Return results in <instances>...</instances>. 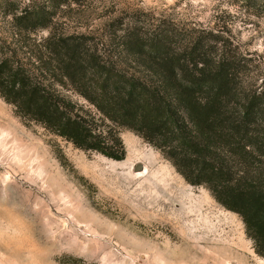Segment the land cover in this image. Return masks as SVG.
Returning <instances> with one entry per match:
<instances>
[{"label": "rangeland", "instance_id": "1", "mask_svg": "<svg viewBox=\"0 0 264 264\" xmlns=\"http://www.w3.org/2000/svg\"><path fill=\"white\" fill-rule=\"evenodd\" d=\"M14 1L45 7L52 33L113 57L128 26L171 31L180 40L223 29L251 59L255 76L264 77V0ZM6 29L0 12V31ZM47 34L21 44L30 48ZM0 106V264H264L240 217L204 186L187 183L131 130L118 127L126 154L117 161L76 148L2 97Z\"/></svg>", "mask_w": 264, "mask_h": 264}, {"label": "trees", "instance_id": "2", "mask_svg": "<svg viewBox=\"0 0 264 264\" xmlns=\"http://www.w3.org/2000/svg\"><path fill=\"white\" fill-rule=\"evenodd\" d=\"M0 12L7 25L0 31V97L20 116L117 161L126 154L118 127L131 130L187 183L204 186L236 213L264 258V77L223 29L180 40L171 31L128 26L113 57L52 33L45 7L5 0ZM42 30L48 34L39 44H21Z\"/></svg>", "mask_w": 264, "mask_h": 264}, {"label": "bare ground", "instance_id": "3", "mask_svg": "<svg viewBox=\"0 0 264 264\" xmlns=\"http://www.w3.org/2000/svg\"><path fill=\"white\" fill-rule=\"evenodd\" d=\"M0 108H1V106H0ZM146 173V168L144 167L143 168V170L142 171H140L139 173L141 174V175H143V173ZM162 178H164V180H166V181H170L171 183V185H173V186H175L176 184H175V181H174V179H172V178H170L171 176L170 175H168V174H162V175H160ZM207 205V204H206ZM210 208H212V205H210Z\"/></svg>", "mask_w": 264, "mask_h": 264}]
</instances>
